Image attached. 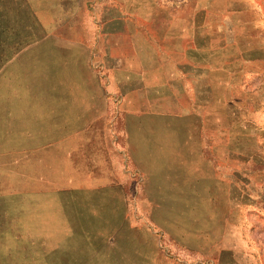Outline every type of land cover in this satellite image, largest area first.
Listing matches in <instances>:
<instances>
[{
	"label": "rangeland",
	"instance_id": "374dc122",
	"mask_svg": "<svg viewBox=\"0 0 264 264\" xmlns=\"http://www.w3.org/2000/svg\"><path fill=\"white\" fill-rule=\"evenodd\" d=\"M0 264H264V0H0Z\"/></svg>",
	"mask_w": 264,
	"mask_h": 264
},
{
	"label": "crops",
	"instance_id": "0c3cea01",
	"mask_svg": "<svg viewBox=\"0 0 264 264\" xmlns=\"http://www.w3.org/2000/svg\"><path fill=\"white\" fill-rule=\"evenodd\" d=\"M73 93H71L70 96V106H71V110L76 111L77 108L80 105V102L82 104V99L78 98V94L82 93V90L80 88H73ZM86 95V94H85ZM109 102V91L107 88H100V92L99 90L97 92L94 93V96L92 98L87 97V95L85 96V112L89 115H92V117L90 118L89 122H86L82 125H78L77 122H70L69 126H81V127H92V126H101L102 125V117L100 118H95L93 120V116H95L94 114H96L100 109H103L102 107L106 106ZM96 109H99L98 111ZM103 135V134H102Z\"/></svg>",
	"mask_w": 264,
	"mask_h": 264
}]
</instances>
